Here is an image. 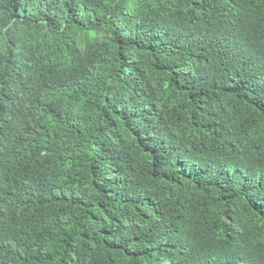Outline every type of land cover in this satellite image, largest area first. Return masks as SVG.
Returning <instances> with one entry per match:
<instances>
[{"label":"trees","instance_id":"trees-1","mask_svg":"<svg viewBox=\"0 0 264 264\" xmlns=\"http://www.w3.org/2000/svg\"><path fill=\"white\" fill-rule=\"evenodd\" d=\"M0 264H264V0H0Z\"/></svg>","mask_w":264,"mask_h":264}]
</instances>
